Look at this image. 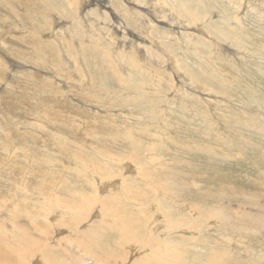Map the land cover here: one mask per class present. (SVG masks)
<instances>
[{
	"label": "rangeland",
	"instance_id": "374dc122",
	"mask_svg": "<svg viewBox=\"0 0 264 264\" xmlns=\"http://www.w3.org/2000/svg\"><path fill=\"white\" fill-rule=\"evenodd\" d=\"M95 1L84 0L81 7L80 0H0V51L36 69L25 70L22 80L10 79L12 67L0 54V73L8 74L0 77V110L16 118L10 124L0 118V193L13 194L8 209L19 199L20 212H28L18 219L28 232L20 235L21 248L12 244L15 225L0 220V237L7 241L0 243V258L8 264H53L46 257L52 250L61 259L54 264H74L78 251L97 255L96 248L106 258L115 255L109 264H170L169 255H178L180 264H264V0H159L176 22L187 21L189 29L173 36L161 29L170 23L165 12L148 35L125 22L129 30L123 35V25L110 29L103 17H97L96 28L84 19L85 13L96 18ZM61 20L74 29L71 38L59 31ZM86 20L91 29L83 25ZM129 32L140 48L147 47L142 39L152 46L139 53L122 43L132 39ZM198 32L205 37L192 36ZM117 45L120 56L113 50ZM21 139L50 153L27 151ZM11 175L19 180L11 181ZM109 186L114 191L107 194ZM104 198H110L106 204ZM86 201L92 202L83 210ZM101 212L107 222L129 223L128 231H103L90 244L68 230L69 219L80 215L75 224L89 223ZM172 224L178 231L172 237H179L169 243L171 253L156 255L151 234L167 233Z\"/></svg>",
	"mask_w": 264,
	"mask_h": 264
},
{
	"label": "bare ground",
	"instance_id": "6f19581e",
	"mask_svg": "<svg viewBox=\"0 0 264 264\" xmlns=\"http://www.w3.org/2000/svg\"><path fill=\"white\" fill-rule=\"evenodd\" d=\"M47 1V0H46ZM84 0H80V3H81V7H82V5L83 4H85L84 2H83ZM30 2V1H29ZM167 2V4H168V2H170V1H166L165 0V3ZM222 2V1H221ZM49 3V2H48ZM95 3L97 4V5H95V7H93L92 6V8H95V10H96V13H94L93 12V10H92V8L90 9V7L89 6H86L85 8L86 9H88V11L90 12V13H94V16L96 17V18H93V16L91 15V16H87V13H85V15H84V19L85 18H87V20L90 22V20L91 21H95L96 22V28H98L97 26H99L100 25V22H99V19L100 18H105L104 19V21L105 22H108V23H105V25H107V27L108 28H110V29H114V27H113V24H116L117 25V28H120L121 29V26L123 25V29H121V30H123L122 32V34L123 35H125V25L123 24L124 22L127 24L126 26H129V28L131 27L132 29H135V31H137V33H139V34H141L142 32L141 31H144L143 33L145 34V35H148V29L150 28V26H152L153 24L155 25V24H158L160 21H161V19H160V17L162 18V16H163V14H164V12H165V14L167 15L168 14V22H170V23H168V24H171V23H174L175 24V26H176V29L175 28H172L171 29V27L172 26H168V24H167V26L164 24V23H162V24H160V26H161V29H163L164 31H167L169 34H171L172 36H173V34H178L180 31H179V29L180 28H184V29H189L188 28V25H187V21L186 20H182L181 19V21H178V22H176L175 20H176V16L175 15H173L172 14V12H170V13H168V11L166 10V9H168V8H166V4L165 5H162V4H160V2H159V0H96L95 1ZM134 3H136V4H134ZM180 3H182V2H180ZM176 2H172L171 3V7H174V6H176ZM93 5V4H92ZM161 5V6H160ZM186 6V5H185ZM30 7V6H29ZM51 7V6H50ZM97 7H101V8H103L102 10H99V11H97ZM147 7V8H146ZM165 7V8H164ZM178 7V6H177ZM185 8V7H184ZM183 8V9H184ZM239 8V7H238ZM50 9H52V8H50ZM105 9V10H104ZM135 9V10H134ZM189 9V8H188ZM188 9H186L185 8V10H184V12H188ZM15 10V9H14ZM16 10H18V9H16ZM85 10V9H84ZM190 10V9H189ZM206 10V9H205ZM48 11V10H47ZM50 11V10H49ZM86 11V10H85ZM140 12L139 14H136V12ZM14 12V11H13ZM16 12H18V11H16ZM80 13V12H79ZM82 13V12H81ZM89 13V14H90ZM111 14V15H113V21L114 22H111V20H110V18H109V16H108V14ZM191 13V12H190ZM105 14V15H104ZM164 14V15H165ZM189 14V13H188ZM192 14V13H191ZM209 14V13H208ZM207 14V15H208ZM80 15V14H79ZM190 15V14H189ZM198 15V14H197ZM229 15V14H228ZM136 16H138V17H136ZM191 16V15H190ZM196 16V15H195ZM201 16V15H200ZM17 17V16H16ZM97 17H99V19L97 18ZM164 18V17H163ZM202 18V17H201ZM205 19H203L202 18V20H201V24H202V21H204L203 23H206V21H207V18H209L208 16H206V17H204ZM211 18V17H210ZM45 19V18H44ZM79 19V18H78ZM165 19V18H164ZM239 19V18H238ZM86 20V22L85 23H83V25L87 28V29H91L92 27H90L89 26V24L87 23L88 21ZM212 20V19H211ZM222 20H225L224 18L222 19ZM230 19H228V18H226V23L229 21ZM233 20V19H232ZM235 20V19H234ZM122 22V23H121ZM220 22H222V21H220ZM238 22V21H237ZM166 23V22H165ZM234 23V22H233ZM58 25H57V27L59 28V31H61V33L62 34H65V36L67 37V38H71L72 37V35L74 34V29L73 28H69L68 29V27L66 26V22L65 21H59L58 23H57ZM188 24H189V22H188ZM121 25V26H120ZM192 25H193V23H192ZM238 25H239V23H238ZM118 26H120V27H118ZM189 26H191V25H189ZM214 26V25H213ZM228 26V25H227ZM25 27V26H24ZM56 27V26H55ZM100 28H102V27H100ZM131 28H130V30H131ZM14 29H16V28H14ZM22 29V28H21ZM94 29V28H93ZM126 29H128V27L126 28ZM34 30H35V28H34ZM102 30V29H101ZM119 30V29H118ZM129 30V29H128ZM21 31V30H20ZM19 31V32H20ZM29 31V30H28ZM36 31V30H35ZM230 31V30H229ZM12 33H14V32H16V30H12L11 31ZM23 32H24V30H23ZM86 32V31H85ZM131 32V31H130ZM130 32L128 33L130 36L129 37H132V39H130V41H124V40H122V41H124V42H122V43H127L128 44V46L129 47H133V49L135 50L136 49V51H138L139 53H143L142 51H145V50H147L148 49V47L149 46H152V44L150 43V42H148L146 39H142L141 40V42H143V43H146V45H147V47H141L140 48V46L139 45H137L136 44V41H134V39L136 40V39H138V38H136V34H135V32H134V34L135 35H132V34H130ZM141 32V33H140ZM25 33V32H24ZM28 33V32H27ZM29 33H31V32H29ZM28 33V34H29ZM68 33H69V35H68ZM99 33V32H98ZM106 32H103V34L104 35H106L105 34ZM110 33V32H109ZM132 33V32H131ZM199 34L197 35V34H195V35H192L193 37H195V38H197L198 40H199V38L201 37H205V34H203L202 32H198ZM23 34V33H22ZM21 34V35H22ZM34 34H35V32H34ZM72 34V35H71ZM127 34V35H128ZM100 35H101V33H100ZM138 35V34H137ZM185 36V35H184ZM31 37V36H30ZM128 37V38H129ZM147 37V36H146ZM175 38V37H174ZM178 38V37H177ZM184 38H186V39H189V37L188 36H185ZM121 39V38H120ZM179 39V38H178ZM102 40V39H101ZM145 40V41H144ZM21 41V40H20ZM16 42H17V40H16ZM111 42V41H110ZM118 42H119V40H118ZM215 42H217V41H215ZM12 43H14L13 41H12ZM18 43V42H17ZM20 43V42H19ZM18 43V44H19ZM207 43V42H206ZM15 44V43H14ZM109 44V43H108ZM113 44V43H112ZM217 44H218V46L219 47H221V50L223 49V46H222V44L221 43H219V42H217ZM159 45V44H158ZM15 46H16V44H15ZM116 48H114L113 50H115V52L117 51H119L118 50V45L117 46H115ZM124 47H126V45L124 46ZM206 47V46H205ZM127 48V47H126ZM160 48V47H159ZM132 49V50H133ZM151 49V48H150ZM153 49V48H152ZM239 49V48H238ZM242 49V48H241ZM227 50H228V48H227ZM236 50V49H235ZM158 51V50H157ZM242 51V50H241ZM116 52V54H119V56H120V53H117ZM93 53V52H92ZM136 53V52H135ZM134 53V54H135ZM164 53V52H163ZM0 54H2L3 56H5L6 57V59L8 60V62L10 63V67H12V71L11 72H13V74H9V78L10 79H17V78H19V79H21V78H23L24 76H23V72H25V70H30V72H34V70H36L35 68H27L28 66L26 65V64H24V63H21V62H18V61H16V59H13L12 57L11 58H8L5 54H4V52H2V50L0 51ZM150 54V53H149ZM228 54H230V52L228 53ZM236 54V53H235ZM237 54L239 55V56H241V54H240V51H237ZM3 56H2V58H3ZM95 56V55H94ZM118 56V57H119ZM140 56H142L141 54H140ZM171 56V55H170ZM139 57V56H138ZM141 58V57H140ZM236 58V57H235ZM6 59H4V60H6ZM118 59V58H117ZM147 59V58H146ZM1 60V59H0ZM3 60V59H2ZM85 60V59H84ZM172 61V60H171ZM2 62V61H1ZM5 62V61H4ZM151 62V61H150ZM124 63V62H123ZM171 64H172V62H171ZM1 65V64H0ZM120 65V64H119ZM2 66H4V65H2ZM9 66H7L8 68H9ZM131 66H133V65H131ZM152 66V65H151ZM122 67H124V66H122ZM156 67V66H155ZM166 67V66H165ZM169 67V66H168ZM167 67V68H168ZM26 68V69H25ZM167 68H166V70H167ZM56 69V68H55ZM169 69V68H168ZM1 70H3V69H1ZM58 70H61V69H58ZM67 70V69H66ZM74 70H76V69H74ZM170 70H172V69H170ZM63 71H65V70H63ZM179 71V70H178ZM6 72V71H5ZM4 72V70H3V72H1L0 73V77H2V76H4L5 78H7V76L6 75H8L7 74V72L5 73ZM168 72H169V70H168ZM172 72V71H171ZM43 73V75H47V77L48 78H54V79H58V76L56 75V74H47V73H45V72H42ZM59 73V72H58ZM28 75H29V73H27ZM27 75V77L26 78H28L29 76ZM61 75V74H60ZM182 77H184V76H182ZM40 78V77H39ZM65 78V77H64ZM79 78H82V77H80L79 76ZM2 79H3V77H2ZM30 79V78H29ZM29 79L27 80V81H29ZM22 80V79H21ZM20 80V81H21ZM49 81V80H48ZM58 81V80H57ZM8 82V81H7ZM26 82V81H25ZM24 82V83H25ZM45 82V81H44ZM67 82V81H66ZM80 82H81V80H80ZM79 82V83H80ZM22 83V82H21ZM42 83L43 82H41V85H42ZM55 83V82H54ZM60 83V82H59ZM58 83V84H59ZM84 83V81L82 82V84ZM19 84V83H18ZM18 84H17V86H18ZM45 84V83H44ZM47 84H48V82H47ZM82 84H81V86H82ZM21 85V84H20ZM32 85H34V84H32ZM60 85V84H59ZM62 85V84H61ZM78 85V84H77ZM9 86V85H8ZM13 86V85H12ZM17 86H15V87H17ZM36 86H37V84H36ZM39 86V85H38ZM44 86V85H43ZM62 86H64V85H62ZM66 86V85H65ZM70 88L72 87V85H70V83H69V85H68ZM4 87H6L5 85H4ZM21 87V86H20ZM80 87V86H79ZM87 87V86H86ZM14 88V87H13ZM18 88V87H17ZM72 88H74L75 89V87H72ZM76 88H77V86H76ZM81 88V87H80ZM3 90L5 89V88H2ZM73 89V90H74ZM86 89V88H85ZM85 89H83L84 91H85ZM90 89V88H89ZM88 89V90H89ZM91 89H92V87H91ZM97 89H100V88H97ZM8 90V89H7ZM16 90V89H15ZM24 90V89H23ZM194 90V89H193ZM210 90V89H209ZM209 90H207V89H205V88H202V91L203 92H205V91H207L208 93H209ZM5 91H6V89H5ZM53 91V90H52ZM51 91V92H52ZM78 91V90H77ZM58 92V91H57ZM90 92H92V91H90ZM97 92V91H96ZM198 92V91H197ZM1 93V92H0ZM2 93H4V92H2ZM1 93V94H2ZM47 93H50V92H47ZM66 93V92H65ZM80 93V92H79ZM85 93V92H84ZM84 93L82 94V96L84 95ZM5 94V93H4ZM8 94V93H7ZM60 94V93H59ZM86 94V93H85ZM88 94V93H87ZM97 94H98V92H97ZM96 94V95H97ZM202 94V93H201ZM3 95V94H2ZM11 95V94H10ZM92 95V94H91ZM107 95V94H106ZM204 95V94H203ZM1 96V95H0ZM85 96V95H84ZM112 96H114V95H112ZM52 97V96H51ZM93 97H96V96H94L93 95ZM98 97V96H97ZM86 98H87V96H86ZM108 98H110V97H108ZM53 99V98H52ZM72 99V98H71ZM70 99V100H71ZM89 99H91V98H89ZM88 99V100H89ZM100 99V98H99ZM5 100V99H4ZM96 100V99H95ZM56 101V100H55ZM72 101V100H71ZM98 101H101V100H98ZM63 102H64V100H63ZM69 102V101H68ZM88 102V101H87ZM93 102V101H92ZM60 103V102H59ZM59 103H55V104H59ZM63 104V107H64V104L65 103H62ZM62 104H60V105H62ZM70 104V103H69ZM68 104V105H69ZM73 104H74V102H73ZM96 105H97V103H95ZM44 105V104H43ZM67 105V104H66ZM88 105H89V103H88ZM92 105V104H91ZM100 105V104H99ZM98 105V106H99ZM65 107H67V106H65ZM81 107V106H80ZM95 107V106H94ZM62 108V107H61ZM77 108V107H76ZM82 108H83V105H82ZM81 108V109H82ZM86 108H88V107H86ZM101 108V107H100ZM79 108H77V110H78ZM84 109V108H83ZM99 109V108H98ZM74 110V109H73ZM85 110V109H84ZM87 110V109H86ZM100 110V109H99ZM129 110V109H128ZM97 111V110H96ZM96 111H94V113L96 112ZM104 111V110H103ZM111 111V110H110ZM109 111V112H110ZM79 112V111H78ZM90 112V111H89ZM88 112V113H89ZM164 112V111H163ZM71 113V112H70ZM83 113H85V114H87L86 113V111L85 112H82V114ZM91 113H93V111L91 112ZM98 113V112H97ZM111 113V112H110ZM113 113V112H112ZM107 114V113H106ZM109 114V113H108ZM70 115V114H69ZM90 115V114H89ZM92 115V114H91ZM162 115V114H161ZM94 116V115H93ZM92 116V117H93ZM116 116H117V114H116ZM114 117V116H113ZM0 118H3V120H5L8 124H10V122H13V121H15V116H12L11 114H9V113H5V112H2L1 110H0ZM162 121V120H161ZM9 126V125H8ZM61 129V128H60ZM68 131V130H67ZM46 132V131H45ZM46 133H48V132H46ZM70 133V132H69ZM45 134V133H44ZM46 135H48V134H46ZM12 140H15L16 142H17V145L19 146V138H17V137H15V135H12ZM10 142V141H9ZM29 142V141H28ZM20 144H22V148H24V149H26L27 151L29 150V151H31V152H34L35 154H41V153H50L49 151H47L46 150V148H45V150H41V149H39L38 148V146L37 145H35V143H33V144H29V143H27V141H25L24 139H21V143ZM5 145H6V148H7V146H8V143H6L5 142ZM16 145V146H17ZM43 146V145H42ZM3 148H4V146H3ZM18 148V147H17ZM16 148V149H17ZM21 148V147H20ZM5 150V149H4ZM30 152V153H31ZM26 153H28V152H26ZM25 154V153H24ZM33 154V153H32ZM112 155V154H111ZM32 156V155H31ZM37 156V155H36ZM58 156H59V153H58ZM61 156V155H60ZM64 156V155H63ZM61 157V158H64V157ZM29 157V156H28ZM34 157V156H33ZM12 158H14V157H12ZM27 158V157H26ZM36 158V157H35ZM68 158V157H67ZM32 159V158H31ZM27 160H30V159H27ZM2 161V160H1ZM5 162V161H4ZM12 163H13V161H12ZM29 164H32V163H29ZM100 164V163H99ZM15 165V164H14ZM166 165V164H165ZM11 166V165H10ZM18 166V165H17ZM5 167V166H4ZM24 167H25V165H24ZM19 168V167H18ZM6 169V168H5ZM19 169H21V168H19ZM4 170V169H3ZM10 170V169H9ZM15 170V169H14ZM14 170H12V171H14ZM35 170V169H34ZM45 170V169H44ZM52 170V169H51ZM164 170V169H163ZM168 170V169H167ZM6 171V170H5ZM33 172V171H32ZM52 172V171H51ZM54 172V171H53ZM53 172L51 173V174H53ZM9 173V172H8ZM14 173V172H13ZM89 173V172H88ZM50 175V174H49ZM5 176H6V174H5ZM173 176V175H172ZM20 177V175L19 176H15V175H11V177L9 178V179H12L11 181H13L14 182V180H17L18 178ZM59 178V177H58ZM2 179V178H1ZM6 179V178H5ZM19 180V179H18ZM18 184V183H17ZM42 184H47V183H42ZM166 184V183H165ZM41 186H43V185H41ZM48 186V185H47ZM14 187V186H13ZM26 187V186H25ZM46 187V186H45ZM110 187V188H109ZM108 188H107V194H109L110 193V191H114V187L113 186H109ZM27 188V187H26ZM47 188V187H46ZM49 188V187H48ZM22 189V188H21ZM28 189V188H27ZM23 190V189H22ZM52 190V189H51ZM16 192V191H15ZM14 192V193H15ZM26 192V191H25ZM33 192V191H32ZM46 192V191H45ZM96 192V191H95ZM98 192V191H97ZM9 193H11L10 191H9ZM9 193L8 192H6V193H0V212H5L6 214H5V216H4V214L2 213V214H0V220H2V221H4L3 219H5V220H8V218L11 220V223H10V226L11 225H15L14 227H15V229H16V231L14 232L15 234V239H13V245H15L16 243H17V245L18 246H20V248H21V246H22V244H23V241L22 240H24V239H22L21 237H20V235L21 236H24V234L25 233H28V232H25L24 230H22V228H19V221H18V219H19V217H20V214L21 215H27V213H26V210H24L25 212H20V209L18 208L19 206H21V204L23 203H21L20 202V200L18 201V200H16V201H14V204L12 205V208L11 209H8V207H6L5 205V203H7V199H8V195H9ZM41 193V192H40ZM42 193H44V192H42ZM52 193V192H51ZM121 193V192H120ZM27 193H25V195H26ZM50 194V193H49ZM65 194V193H64ZM154 194V193H153ZM11 195H13L12 193H11ZM10 195V196H11ZM16 195V194H15ZM28 195H30V194H28ZM60 195V194H59ZM155 195V194H154ZM9 196V197H10ZM35 196V195H34ZM45 196V195H44ZM47 196V195H46ZM50 196V195H49ZM62 196V195H61ZM96 196V195H95ZM12 197V196H11ZM14 197V196H13ZM33 197V196H32ZM18 198V197H17ZM26 198V197H25ZM28 198V197H27ZM37 198V197H36ZM39 198V197H38ZM68 198V197H67ZM87 198V197H86ZM21 199V198H20ZM42 199V198H41ZM44 199V198H43ZM58 199V198H57ZM88 199V198H87ZM110 198H104V200H102V202H103V204H106V202L109 200ZM32 200H33V198H32ZM31 200V201H32ZM45 200V199H44ZM22 201H23V199H22ZM27 200H25V202H26ZM34 201V200H33ZM32 201V202H33ZM39 201V200H38ZM49 200H47V202H48ZM57 201V200H56ZM64 201V200H63ZM20 202V203H19ZM90 202V201H86V202H84L85 204H84V209L83 210H85V208H86V206L88 205V203ZM92 202V201H91ZM90 202V203H91ZM44 203V202H43ZM68 203V202H67ZM87 203V204H86ZM89 203V204H90ZM51 204V203H50ZM61 204H63V203H61ZM83 204V203H82ZM23 205V204H22ZM37 205V204H36ZM66 206L65 207H67V205L68 204H65ZM72 205V204H71ZM3 206H5V208L3 207ZM10 206V205H9ZM42 206V205H41ZM81 206H83V205H81ZM104 206V205H103ZM72 207H73V205L71 206V210H75V209H72ZM76 207V206H75ZM78 207V206H77ZM88 207V206H87ZM92 207V206H91ZM2 208V209H1ZM22 208H24L23 206H22ZM82 208V207H81ZM6 209V210H5ZM38 209V208H37ZM22 210V209H21ZM48 210V209H47ZM53 210V209H52ZM78 210V209H77ZM76 210V211H77ZM86 210H87V208H86ZM100 210H102V209H100ZM118 211H119V209H117ZM18 211V212H17ZM34 211V210H33ZM42 211V210H41ZM61 212L63 211V209H61L60 210ZM81 211V210H80ZM13 212V213H12ZM40 212V211H39ZM45 212H46V209H45ZM60 212V213H61ZM87 212V211H86ZM109 212V211H108ZM17 213V214H16ZM73 213V212H72ZM75 213V212H74ZM73 213V214H74ZM105 213L106 212H101L99 215H98V219H96L95 221H90L89 223H84L83 222V220L81 221V223H74L76 220H78V218L80 219L82 216H80V215H78V218H72V219H69L68 221V230L70 229L71 230V232L75 235V234H77L79 237H81V236H83V239H87L88 241L87 242H90V244L91 243H93V240H94V242L97 240V236L98 235H100L101 236V234L103 233V231H107V230H110V229H112V228H116L117 230H119L120 231V229H121V233H124L125 231H128V229H129V223H127V222H125V221H123V220H121V221H119L118 220V224L117 223H115V222H112V221H114V219L112 220V221H108L107 222V220H106V218L104 217V215H105ZM38 214V213H37ZM65 214V213H64ZM63 214V215H64ZM41 215V214H40ZM60 215V214H59ZM62 215V214H61ZM62 215V216H63ZM4 216V217H3ZM66 215H64V217H65ZM74 216V215H73ZM80 216V217H79ZM129 216V215H128ZM22 217V216H21ZM84 217V216H83ZM94 217V216H93ZM118 217H120L119 215H118ZM127 217V216H126ZM31 218V217H30ZM29 218V219H30ZM66 218H67V216H66ZM103 218V219H102ZM121 218H123V217H121ZM120 218V219H121ZM35 219V218H34ZM34 219H31V220H34ZM52 219V218H51ZM95 219V218H94ZM124 219V218H123ZM61 220V219H60ZM63 220H65V218L63 219ZM62 220V221H63ZM5 222V221H4ZM3 222V223H4ZM65 222V221H64ZM135 222V221H134ZM38 223V222H37ZM66 223V222H65ZM108 223H110L109 225H107ZM39 224V223H38ZM46 225V224H45ZM4 226V225H3ZM42 226V225H41ZM44 226V225H43ZM53 226V225H52ZM56 226V225H55ZM172 226H173V224H172ZM172 226H170V225H168V226H166L165 227V229H167V233L166 232H164V231H161L160 230V232L158 231V229L157 230H151V231H153V233L151 234V240H150V246L152 247V249L154 250V252H155V254L157 255V254H159V255H162L163 256V254H160V253H162V252H164V254L165 255H167V254H170L171 253V249H170V245L171 244H169L171 241L172 242H175V241H173L172 239H177L176 237H179V236H176L175 238H174V236L172 237V234L173 233H178V231H175L174 230V226L172 227ZM87 227V228H86ZM1 228V227H0ZM164 228V227H163ZM25 229V228H24ZM47 229V228H46ZM45 229V230H46ZM130 229H131V227H130ZM164 229V230H165ZM175 229H177V228H175ZM26 230V229H25ZM115 230V229H114ZM113 230V231H114ZM123 231V232H122ZM118 232V231H117ZM47 233V232H46ZM16 235H18L17 236V238H16ZM29 235V234H28ZM28 235H25V237L27 236L28 237ZM121 235V234H120ZM134 235V234H133ZM150 235V234H149ZM179 235H181V234H179ZM182 235H183V232H182ZM185 235V234H184ZM4 236V235H3ZM12 236V235H11ZM94 236V237H93ZM126 237H128L127 235H125ZM137 236V235H136ZM24 237V238H25ZM29 237H30V235H29ZM28 237V238H29ZM33 237V236H32ZM41 237V236H40ZM96 237V238H95ZM150 237V236H149ZM18 239V240H17ZM101 239V238H100ZM99 239V240H100ZM140 239V238H139ZM178 239H180L181 240V238H178ZM29 240V239H28ZM27 240V241H28ZM31 240H32V238H31ZM141 240V239H140ZM147 240H148V238H147ZM153 240V241H152ZM33 241V240H32ZM65 241V240H64ZM85 241V240H84ZM121 241V240H120ZM152 241V242H151ZM178 241V240H177ZM134 242V241H133ZM145 241H143V243H144ZM157 242V243H156ZM179 242V241H178ZM0 243H5L4 245H7V241H5V239H1V237H0ZM28 243V242H27ZM29 243H30V241H29ZM131 243H132V241H131ZM138 243H140V242H138ZM180 243V242H179ZM32 244H34L33 242H32ZM65 244H67V246L68 245H70L71 247H73L72 249H74V246H73V244L72 243H70L69 241H65ZM27 245H29V244H27ZM35 245V244H34ZM121 245V244H120ZM128 245H129V243H128ZM130 245H132V244H130ZM180 245V244H179ZM24 246V245H23ZM30 246H33V245H30ZM30 246H29V248H30ZM122 246V245H121ZM173 246V245H172ZM171 246V247H172ZM176 246H177V244H176ZM209 246V245H208ZM17 247V246H16ZM49 247V246H48ZM118 247H120V246H118ZM127 248H128V246H126ZM123 248V247H122ZM121 248V249H122ZM144 248V247H143ZM177 248H179V246H177ZM221 248V247H220ZM7 249V248H6ZM49 249H52V248H49ZM53 249H54V247H53ZM76 249V248H75ZM93 249V248H92ZM120 249V248H119ZM17 250V249H16ZM15 250V251H16ZM68 250V249H67ZM89 250V249H88ZM94 250H95V252H97V255H95L94 253H89V252H87V250L85 251V250H83L82 252L81 251H78L79 253H80V255H79V258L78 259H76V261H75V263L74 264H109V263H107V262H109L108 260L110 259H114V254H110L109 255V258H106V257H104V256H106L107 254H105V253H103V252H98L97 251V249L96 248H94ZM179 250V249H178ZM46 251V250H45ZM128 251H129V248H128ZM142 251V250H141ZM215 251V250H214ZM18 252V251H17ZM53 251L52 250H49L48 251V253H47V258L50 260V258H52L53 259V264H54V260L56 259V254L55 253H52ZM69 252V251H68ZM117 252V251H116ZM129 252H131V251H129ZM7 253V252H6ZM27 253V252H26ZM73 253V252H72ZM78 253V254H79ZM120 253V252H119ZM118 253V254H119ZM141 253H143V252H141ZM23 254V253H22ZM60 254V253H59ZM70 254V253H69ZM146 255H147V253H146ZM2 256H4V255H2ZM8 256V255H7ZM18 256H19V253H18ZM117 257H118V255H116ZM122 256V255H121ZM145 256V255H144ZM144 256H142V257H144ZM148 256H151V255H148ZM148 256H146V257H148ZM170 256V259H168V261H169V263L171 264H180L179 262H178V260H179V256L178 255H169ZM168 256V257H169ZM10 257V256H9ZM20 257V256H19ZM110 257H113V258H110ZM116 257V258H117ZM119 257H120V254H119ZM165 257V256H164ZM167 257V256H166ZM184 257V256H183ZM222 257V256H221ZM5 258H7V257H5ZM139 258V257H138ZM145 258V257H144ZM143 258V259H144ZM150 258V257H149ZM223 258V257H222ZM222 258H220V259H222ZM8 259V258H7ZM16 259L18 260V257L16 256ZM118 259H120V258H118ZM124 259V258H123ZM126 259V258H125ZM148 259V258H147ZM182 259V258H181ZM19 260H21V258L19 259ZM57 260H61L60 258H58V259H56V261ZM116 260V259H115ZM115 260H113L114 262H115ZM171 260V261H170ZM219 260V259H218ZM9 261V260H8ZM8 261H6V259H4V258H0V264L2 263H5V264H8L9 262ZM11 261V260H10ZM22 261V260H21ZM180 261V260H179ZM23 262V261H22ZM117 262V261H116ZM124 262V261H123ZM156 263H154V264H168V263H163V261H159V260H156L155 261ZM181 262V261H180ZM228 262V261H227ZM12 263V262H11ZM21 262L20 261H18V264H20ZM129 263H131V262H129ZM139 263H142V262H140V260H137V261H135V264H139ZM223 263V262H222ZM229 263V262H228ZM22 264H24V263H22ZM58 264V263H57ZM59 264H66L63 260H62V262H60ZM68 264H70V263H68ZM72 264V263H71ZM133 264H134V262H133ZM153 264V263H152ZM209 264V263H208Z\"/></svg>",
	"mask_w": 264,
	"mask_h": 264
}]
</instances>
